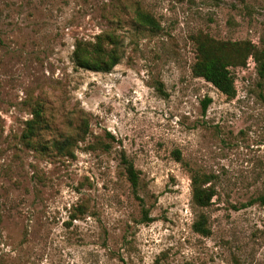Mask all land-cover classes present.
<instances>
[{
	"label": "rangeland",
	"instance_id": "obj_1",
	"mask_svg": "<svg viewBox=\"0 0 264 264\" xmlns=\"http://www.w3.org/2000/svg\"><path fill=\"white\" fill-rule=\"evenodd\" d=\"M104 33L120 62L78 67ZM197 34L264 46V0H0V264H264V77L252 57L232 96L195 76ZM194 172L216 191L204 208Z\"/></svg>",
	"mask_w": 264,
	"mask_h": 264
},
{
	"label": "trees",
	"instance_id": "obj_2",
	"mask_svg": "<svg viewBox=\"0 0 264 264\" xmlns=\"http://www.w3.org/2000/svg\"><path fill=\"white\" fill-rule=\"evenodd\" d=\"M138 13L141 23L159 27L152 15L145 12ZM193 40L197 51V59L192 68L193 74L205 78L225 95L232 96L236 92L235 79L230 68L246 66L251 57L256 62L258 73L264 77V46L259 47L251 40H218L207 34H197ZM121 57V40L111 33L99 35L92 47L78 44L73 53V60L78 67L100 72L112 71L120 62ZM210 101V98L205 100L204 108ZM32 114V118L25 122L26 127L22 135L23 140L31 145L40 131L44 130L47 125L41 106L36 107ZM73 143L72 138L66 136L56 140L53 145L59 152L73 155L71 151ZM121 161L124 164V172H126L132 185L133 192L139 197V171L125 152L121 153ZM191 180L193 203L201 208L209 206L216 195L214 188L208 185L210 179L204 174L194 172ZM258 200L264 204V194L259 196ZM147 212L148 210L143 208L142 213H144L145 221L149 222L152 218ZM193 229L203 236L210 235L211 228L204 214L199 215L193 223Z\"/></svg>",
	"mask_w": 264,
	"mask_h": 264
}]
</instances>
